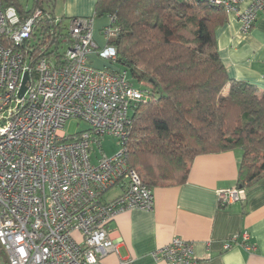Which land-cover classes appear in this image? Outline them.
I'll return each mask as SVG.
<instances>
[{
    "label": "built area",
    "instance_id": "built-area-1",
    "mask_svg": "<svg viewBox=\"0 0 264 264\" xmlns=\"http://www.w3.org/2000/svg\"><path fill=\"white\" fill-rule=\"evenodd\" d=\"M204 1L235 15L243 34L264 14V0ZM41 16L35 10L21 21L15 9L0 4V246L8 264H106L109 256L118 257L119 242L109 228L114 218L153 207L152 190L129 168L126 151L130 107L146 95L133 86L126 69H96L88 63L94 54L115 65L116 49L109 44L117 31L113 18L102 30V47L92 38V18L67 19L60 62L39 60L31 77L16 47ZM26 72L29 80L20 99ZM69 121L89 128L68 135ZM104 136L116 138L120 151L107 158L99 147L100 156L93 158L92 144L100 146ZM112 190L119 193L108 200ZM246 199L243 189L218 192L220 208ZM243 248L254 250L248 244ZM152 257L166 264H200L192 243L179 237ZM116 264L132 263L118 258Z\"/></svg>",
    "mask_w": 264,
    "mask_h": 264
},
{
    "label": "trees",
    "instance_id": "trees-1",
    "mask_svg": "<svg viewBox=\"0 0 264 264\" xmlns=\"http://www.w3.org/2000/svg\"><path fill=\"white\" fill-rule=\"evenodd\" d=\"M56 1L32 0L25 9L18 0H0L21 21L42 11L16 47L31 77L39 60L59 63L67 46V19L55 16ZM95 17L114 20L113 66L147 87L146 99L130 107L126 145L127 164L144 185H181L197 156L235 149L242 152L236 188L264 179V94L227 76L214 38L225 21L221 8L204 0H96Z\"/></svg>",
    "mask_w": 264,
    "mask_h": 264
},
{
    "label": "crops",
    "instance_id": "crops-1",
    "mask_svg": "<svg viewBox=\"0 0 264 264\" xmlns=\"http://www.w3.org/2000/svg\"><path fill=\"white\" fill-rule=\"evenodd\" d=\"M96 0H63L58 18H92ZM245 4L240 9L245 8ZM106 21L93 19L92 38L102 47ZM217 53L231 80L253 85L264 94V14H259L251 30L243 34L238 18L225 15L214 30ZM96 69L119 67L96 55L88 56ZM242 152L239 149L197 156L185 183L152 190L153 207L118 214L111 225V237L119 242L118 257L109 256L106 264L118 258L132 264H166L155 261L152 253L179 237L192 243L200 264H264V179L246 189L245 202L226 208L218 205V192L236 188ZM107 199L118 195V191ZM244 235L247 236L244 239ZM231 248L225 250L224 243ZM244 244L252 245L246 251Z\"/></svg>",
    "mask_w": 264,
    "mask_h": 264
},
{
    "label": "rangeland",
    "instance_id": "rangeland-1",
    "mask_svg": "<svg viewBox=\"0 0 264 264\" xmlns=\"http://www.w3.org/2000/svg\"><path fill=\"white\" fill-rule=\"evenodd\" d=\"M18 1L22 5V7H24L25 9L30 8L32 5V0H18ZM61 6H63V0H57L55 4V8H54L55 16L61 15V8H62ZM94 20L96 21L101 20L104 22L106 21V17H95ZM64 49L65 47L63 48V50ZM133 85L135 88L140 89V90L147 89V87L142 83H138L134 81ZM88 128H89L88 125L84 122L69 121L66 123L64 130L68 135H74L77 132L88 130ZM99 140H100V146L97 145V143L92 144L91 150H92L93 158L95 154L100 156L99 147H101L103 155L107 158L113 157L120 151V146L116 138L112 136H104L102 139H99ZM112 192H115V190L108 192L105 198H108L109 196H111L113 194ZM0 264H7V257L5 253L3 252L1 246H0Z\"/></svg>",
    "mask_w": 264,
    "mask_h": 264
},
{
    "label": "water",
    "instance_id": "water-1",
    "mask_svg": "<svg viewBox=\"0 0 264 264\" xmlns=\"http://www.w3.org/2000/svg\"><path fill=\"white\" fill-rule=\"evenodd\" d=\"M29 80V74L26 72L23 76V79H22V82H21V87H20V90H19V93H18V97L20 99H22L25 91H26V83L28 82Z\"/></svg>",
    "mask_w": 264,
    "mask_h": 264
}]
</instances>
